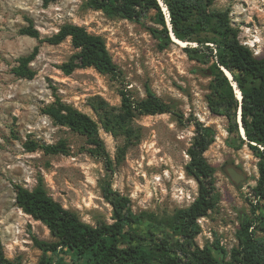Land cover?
I'll return each instance as SVG.
<instances>
[{"label":"rangeland","instance_id":"rangeland-1","mask_svg":"<svg viewBox=\"0 0 264 264\" xmlns=\"http://www.w3.org/2000/svg\"><path fill=\"white\" fill-rule=\"evenodd\" d=\"M84 2L59 0L45 5L44 0H0V242L6 256L36 264L42 251L34 238L55 240L42 221L17 205L16 183L33 189L43 178L56 200L93 225L113 221L112 206L103 193L108 181L114 190L131 198L137 213L149 211L165 216L189 206L199 189L198 182L185 170L195 134L193 119L217 130L216 140L205 156L216 169L219 193L217 208L199 220L202 232L196 241L201 247L219 241L231 250L238 244L236 232L241 217L251 212L250 191L259 176V158L248 145L235 148L228 144V119L213 114L208 106L210 78L200 71L201 65L187 55L183 45L161 48L149 30L150 17L143 23L111 18L87 8ZM212 8L228 10L241 41L264 58V0H216ZM31 21L42 37L57 32L67 22L102 35L122 77L116 80L92 67L66 74L60 65L75 52L71 39L52 45L22 34L21 28ZM36 45H40V53L31 64L36 76L17 77L12 71L17 59ZM147 85L163 100L173 103L183 119L180 121L173 113L137 116L133 126L138 137L122 155L125 136L103 128L95 105L103 99L119 107V91L123 88L143 98ZM55 94L99 122L113 171L107 169L103 159L87 151L90 145L85 137L56 125L43 112L44 106L55 100ZM30 139L46 144L66 139L71 153L29 151L25 143ZM229 168L244 174V179L233 180ZM259 235L264 237V232Z\"/></svg>","mask_w":264,"mask_h":264},{"label":"trees","instance_id":"trees-1","mask_svg":"<svg viewBox=\"0 0 264 264\" xmlns=\"http://www.w3.org/2000/svg\"><path fill=\"white\" fill-rule=\"evenodd\" d=\"M57 1L44 0V3L49 5ZM215 1L85 0L84 5L111 18L143 23L150 17L149 30L160 41L161 48L176 43L173 36L187 42L184 51L210 78L207 101L211 112L229 121L228 144L235 148L248 145L259 158V176L250 191L251 212L240 219L236 232L238 244L228 250L219 241L205 247L196 241L202 232L199 220L217 208L219 193L216 169L205 156L216 140L217 130L193 119L195 134L187 151L190 159L185 170L198 182V195L189 206L178 208L171 215L135 212L131 198L114 190L108 181L103 185V193L112 206L113 221H99L93 225L56 200L43 178L33 189L16 183L17 205L35 220L42 221L55 238L54 241L34 238L42 251L36 264H264V237L259 235L264 232V58L241 41L240 31L233 25L228 10L212 8ZM20 32L52 45L70 38L75 52L60 65L66 74L92 67L113 79L122 77L105 38L83 25L67 22L57 32L42 37L31 21ZM39 53L40 45H36L29 54L20 56L12 68L13 73L20 78L33 79L37 72L31 64ZM119 94V107L103 99L97 101L95 107L107 132L125 136L126 143L120 148L122 155L138 137L133 126L137 116L173 113L180 121L183 119L175 112L173 103L163 100L148 85L143 98L134 97L127 88L120 89ZM42 110L56 125L85 137L90 145L87 151L103 159L109 171L114 170L100 134V124L90 114L67 103L58 94ZM25 147L29 151L42 149L53 155L71 153L66 139L49 144L30 139ZM0 264L26 263L20 257L8 258L0 242Z\"/></svg>","mask_w":264,"mask_h":264},{"label":"water","instance_id":"water-1","mask_svg":"<svg viewBox=\"0 0 264 264\" xmlns=\"http://www.w3.org/2000/svg\"><path fill=\"white\" fill-rule=\"evenodd\" d=\"M228 72L229 71L226 70L227 75H229V74L231 75V73L229 72V74H228ZM230 75H229V77H230ZM231 78H232V75H231ZM241 127L243 128V126H241ZM243 135H245L244 128H243ZM229 173H230L231 177L233 178V180H235L236 182H241L244 179V177H245L244 174H242L241 172L237 171L235 168H229Z\"/></svg>","mask_w":264,"mask_h":264},{"label":"bare ground","instance_id":"bare-ground-1","mask_svg":"<svg viewBox=\"0 0 264 264\" xmlns=\"http://www.w3.org/2000/svg\"><path fill=\"white\" fill-rule=\"evenodd\" d=\"M169 26H171V24L169 23ZM174 37V39H175V41L177 42V43H180L181 45H183V46H186L187 45V42L186 41H181V40H178L177 38H175V36H173ZM228 74H229V72H228ZM230 75V74H229ZM230 77H231V75H230ZM238 90V89H237ZM238 94H239V97H241V94L239 93V90H238Z\"/></svg>","mask_w":264,"mask_h":264}]
</instances>
